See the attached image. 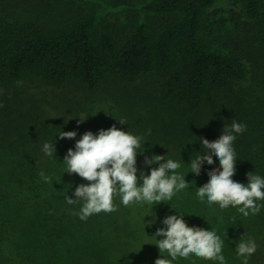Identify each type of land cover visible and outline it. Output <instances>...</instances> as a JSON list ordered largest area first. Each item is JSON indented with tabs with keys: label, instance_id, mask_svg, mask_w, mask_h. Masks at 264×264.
I'll return each instance as SVG.
<instances>
[{
	"label": "trees",
	"instance_id": "trees-1",
	"mask_svg": "<svg viewBox=\"0 0 264 264\" xmlns=\"http://www.w3.org/2000/svg\"><path fill=\"white\" fill-rule=\"evenodd\" d=\"M214 2L146 0L142 9L147 19L116 34L98 31L95 11L61 13V0H0V264H155L159 256L148 243L152 232L145 225L149 217L139 213H161L165 207L179 217L188 215L191 223L184 220L190 226L214 229L223 224L226 264H242L243 257L236 253L241 237L257 245L248 264H264V201H257L260 212L248 217L232 206L221 209L209 205L207 198L202 202L197 188L208 182L209 171L219 168L214 155V163L205 161L198 176L190 173L189 162L203 153L201 139L217 140L235 120L246 130L233 133L237 161L232 179L247 184L248 173L264 178V69L262 94L252 93L251 102L238 101L236 85L248 72L243 58L247 49L236 41L231 50L222 51L205 35L204 16ZM239 2L242 12L235 20L262 14L263 0ZM127 85H149L158 103L188 115L184 119L172 113L173 120H167L160 118L167 116L157 107L146 117L151 120L148 126L143 128L144 122L133 128L142 138V155H165L179 162L177 172L187 176L188 187L176 192L169 205L126 207L116 196L117 211L81 220L83 202L68 204L65 196L76 199V187L89 182L65 172L63 160L82 136L61 139L58 134L81 135L91 129L49 115L29 97V89L67 88L76 94ZM227 95L235 101L226 100L220 107ZM56 98V106L59 101L69 108L78 103L63 94ZM204 113L212 118L197 124ZM45 142L54 144L51 157L43 151ZM136 167L137 175L145 174L144 165ZM41 171L50 182L40 177ZM142 182L138 180V186ZM176 200H186L191 207L183 209Z\"/></svg>",
	"mask_w": 264,
	"mask_h": 264
},
{
	"label": "clouds",
	"instance_id": "clouds-1",
	"mask_svg": "<svg viewBox=\"0 0 264 264\" xmlns=\"http://www.w3.org/2000/svg\"><path fill=\"white\" fill-rule=\"evenodd\" d=\"M245 130L246 125L233 120L230 126H224L222 135L217 140L210 142L202 138L200 142L203 153L189 163L190 173L198 176L205 161L212 165L213 155L218 158L219 168L207 173L210 179L197 188V197L202 202L207 198L209 205L218 204L221 209L235 207L240 214L248 217L261 210L257 201H264V178L248 173L247 184L232 179L237 161L233 148L236 135L233 133L242 134ZM58 135L61 139H75L77 133L62 131ZM141 139L113 125L107 130L101 129L96 135L91 131L85 132L76 141L75 149L68 150L63 160L66 165L65 172L76 174L89 182L76 187V199L65 196L68 204L83 202L78 213L81 220H87L89 216L102 211H117L114 204L116 196L120 197L121 203L126 207L135 203L155 205L171 201L176 192L188 187L185 176L177 172L181 167L180 163L170 158L165 159V156L154 155L150 159L146 158L145 164H159V167L151 168L148 175L141 173L140 177L137 176L136 162L138 149L142 147ZM43 151L47 156H53L54 144L45 142ZM39 175L46 183L50 182V177L43 171ZM138 180L143 181L139 186ZM162 223L166 228L157 229L153 237H164L160 240L155 238V245L163 258H157L155 264H173L178 257L186 259L190 255L226 264L222 254L224 240L215 231L189 227L183 215L179 218L177 215H170ZM256 250L257 245L251 238L241 237L236 244L237 256L243 257L242 264H248V258ZM162 253H167V256Z\"/></svg>",
	"mask_w": 264,
	"mask_h": 264
},
{
	"label": "rangeland",
	"instance_id": "rangeland-1",
	"mask_svg": "<svg viewBox=\"0 0 264 264\" xmlns=\"http://www.w3.org/2000/svg\"><path fill=\"white\" fill-rule=\"evenodd\" d=\"M145 1L146 0H61V5L63 6V12L61 13H85L95 11L98 15V31L110 30L116 34H120L125 31V29L134 27L139 21L147 19V15L142 9V5ZM25 8H29L28 5H25ZM241 12L242 9L239 0H215L214 4L207 9L204 16V27L205 35L210 40H213L214 45L221 48L222 51L231 50L236 41L241 43L243 48L247 49L245 52L246 57L243 58L248 72L246 77L236 85L235 96L238 98V101L242 99L243 101L251 102L253 100H250V95L252 93L253 97L260 95L263 89V84L259 82V79L264 69V8L261 10L262 14L256 19L240 17V19L235 20L236 16ZM109 89V91H94L92 93L83 90L77 91L76 94H74L75 91H71L67 88L52 90L32 86L28 94L31 99L36 100L40 106L46 109L49 115H53L63 124L80 123L83 125V129H91L90 131L94 130L96 134H98L101 129L107 130L115 125L119 130L128 131L136 135L135 129L133 128H137L139 123L144 122L146 123L143 128L148 126V122H151V120L146 117L147 115L149 117L153 114V111L157 107L163 108L167 116H161L160 118L173 120V114L185 117L184 119L189 118L187 117L188 115H184L182 112L167 108L158 103L149 85L144 89L137 88L133 85L111 86ZM141 93L144 95V98L141 97ZM58 94L70 96L78 103L75 107L69 108L65 106V104L61 107L62 103L59 101V106H56L58 101L56 96ZM44 98L45 100L42 101ZM226 100L230 103L235 101L233 96L227 95V98L220 100V107L223 106ZM121 109H123L124 112L117 113ZM205 114L206 113L200 115L197 124H202L201 121L210 120L212 118L210 114ZM193 117L195 118V116ZM214 120L213 117L212 124H215ZM119 121L123 122V124ZM83 133L84 132H81V135L77 134L78 136L76 137H81ZM139 150L140 149H138L136 164L140 163L145 166V171L142 170L145 174L150 173L149 171L151 168L159 166V164H145V159H150L155 154L146 152L144 156L147 157L144 158V156L139 153ZM165 159L168 158L165 156ZM161 162L163 163L166 161ZM137 176L140 177V175ZM183 176H185V178L187 177L186 175ZM176 203L181 204V206L184 207L183 209L187 208V206L191 207L190 203L186 200H176ZM169 204L171 203H163V205ZM170 210L169 207H165L161 213L151 214L150 212V214H147L142 212V210H140L141 213H139L142 217H149V219L145 221V225L148 226L147 228L152 232V237L148 238V243L150 242L155 247V252L158 254L159 258L163 257L160 256L159 249L155 245V238L160 240L164 237L153 236H155L157 229L166 228V225L162 223L166 217L177 215L176 213L173 214ZM211 215L212 209L210 208V210L205 212L204 216L210 218ZM177 216L179 217V215ZM185 218L190 222V217L188 215L183 216V219ZM217 225L218 226L214 227V229L211 228L206 230L215 231L216 234L224 240L225 234L223 224ZM188 226L199 227L200 225ZM162 255L167 256V253H162ZM188 262L189 264H219L218 261L203 260L195 255H190L186 259L178 257L173 261V264H185Z\"/></svg>",
	"mask_w": 264,
	"mask_h": 264
}]
</instances>
